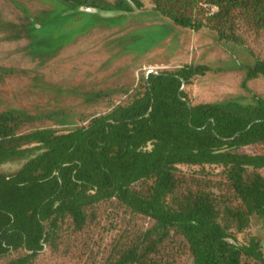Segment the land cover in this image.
Wrapping results in <instances>:
<instances>
[{
	"label": "trees",
	"instance_id": "obj_1",
	"mask_svg": "<svg viewBox=\"0 0 264 264\" xmlns=\"http://www.w3.org/2000/svg\"><path fill=\"white\" fill-rule=\"evenodd\" d=\"M51 1L73 6L64 17L101 8ZM148 2L174 25L244 48L243 89L264 78V0ZM211 70L149 73L82 125L34 127L0 112V165L20 160L0 173V264H264V100L193 102L185 87Z\"/></svg>",
	"mask_w": 264,
	"mask_h": 264
},
{
	"label": "rangeland",
	"instance_id": "obj_2",
	"mask_svg": "<svg viewBox=\"0 0 264 264\" xmlns=\"http://www.w3.org/2000/svg\"><path fill=\"white\" fill-rule=\"evenodd\" d=\"M94 1L102 8L95 14L64 17L73 6L0 0V112L23 115L34 127L82 125L126 99L123 91L141 82L148 70L182 64L212 69L185 87L195 103L247 102L254 94L264 100V78L242 88L241 65L251 64L244 48L219 42L207 28L174 25L154 13L148 0L124 15L113 9L115 0ZM19 164L6 162L0 173ZM253 224L261 237L258 223Z\"/></svg>",
	"mask_w": 264,
	"mask_h": 264
},
{
	"label": "water",
	"instance_id": "obj_3",
	"mask_svg": "<svg viewBox=\"0 0 264 264\" xmlns=\"http://www.w3.org/2000/svg\"><path fill=\"white\" fill-rule=\"evenodd\" d=\"M79 10H84V11H87V12H96L97 10L93 7H80L78 8ZM156 71L155 70H148L146 73H145V77H147V75L149 73H155ZM183 88V87H182Z\"/></svg>",
	"mask_w": 264,
	"mask_h": 264
}]
</instances>
